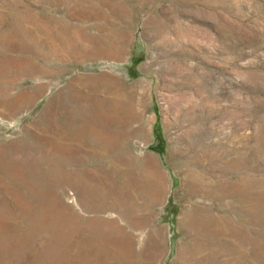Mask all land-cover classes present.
Here are the masks:
<instances>
[{"label": "rangeland", "instance_id": "obj_1", "mask_svg": "<svg viewBox=\"0 0 264 264\" xmlns=\"http://www.w3.org/2000/svg\"><path fill=\"white\" fill-rule=\"evenodd\" d=\"M75 196L121 264H264V0H0V264H92Z\"/></svg>", "mask_w": 264, "mask_h": 264}, {"label": "crops", "instance_id": "obj_2", "mask_svg": "<svg viewBox=\"0 0 264 264\" xmlns=\"http://www.w3.org/2000/svg\"><path fill=\"white\" fill-rule=\"evenodd\" d=\"M118 53L114 52L115 56H121V49H118ZM113 131H107L110 136H118L121 133V124L120 120H114L112 122ZM117 128V130H116ZM88 133V132H87ZM95 133V134H94ZM93 141H81L79 142L78 151L81 152V156H79L80 161V174H99L102 171H99V166L90 167L87 164L89 158H96L100 160H106L104 167H109V165L117 166L115 168V173L119 175L117 177V181L121 184V139H117L116 141H112V149L110 146V142L104 141L102 139L99 140L97 135H103L106 133L103 130H99L98 132H94ZM101 133V134H99ZM112 153V154H110ZM117 159V162H112V160ZM111 160V161H110ZM103 161L99 165H103ZM86 165V166H85ZM90 201V199H89ZM73 202V208L80 210L82 213L80 216V220H74V215L72 216V227L74 231V226H76V235H80L81 238L89 241L93 240V258L87 259L88 262L92 261V264H121V230H125L128 225L127 236L135 235L136 231H139L138 227H135L136 224H132V222H127L125 217L121 213V202L115 206L103 203H92L90 204L88 201L79 200L77 196L71 200ZM91 209V210H90ZM74 212V211H73ZM157 218L154 217L152 221H155ZM161 224H165L170 228L169 223L173 226L172 222L169 220V216L166 210V207L162 214L160 215ZM158 224H154L150 230L151 234L155 233L158 228ZM171 243V236H170ZM172 250V249H171ZM170 250V251H171ZM89 254V253H87Z\"/></svg>", "mask_w": 264, "mask_h": 264}]
</instances>
